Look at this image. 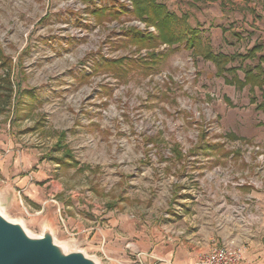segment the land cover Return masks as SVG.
Here are the masks:
<instances>
[{"label": "rangeland", "instance_id": "obj_1", "mask_svg": "<svg viewBox=\"0 0 264 264\" xmlns=\"http://www.w3.org/2000/svg\"><path fill=\"white\" fill-rule=\"evenodd\" d=\"M125 1L0 0L1 72L17 86L0 158L42 172L40 201L21 193L3 214L32 237L46 221L99 264H146L135 249L168 230L190 243L196 213L250 215L263 237L264 0H156L198 32L191 47ZM208 52L227 56L222 69ZM247 71L259 83L239 86Z\"/></svg>", "mask_w": 264, "mask_h": 264}, {"label": "crops", "instance_id": "obj_2", "mask_svg": "<svg viewBox=\"0 0 264 264\" xmlns=\"http://www.w3.org/2000/svg\"><path fill=\"white\" fill-rule=\"evenodd\" d=\"M21 171L23 172L20 161L9 149L5 158H0V178L5 182L1 189L6 194L7 202L16 201L22 193L25 198L37 203L40 201L38 197L40 192L30 181H39L42 172L35 170L21 176ZM194 217L197 222L194 229L196 234L193 232L195 236H192L190 243L181 241L180 231L168 230L157 234L155 244L150 246L149 238L147 244L135 250L145 255L146 264H197L200 256L207 253L215 241L219 244L242 247L244 255L239 264H264V241H261L264 240V236L259 235L258 226L253 228L255 223L250 215H246L249 223L245 222V225L229 216V220H225V217L216 218L206 213V220L210 218V222L206 221V224H203V215L196 213ZM220 219L221 222L225 220L226 224L219 223ZM243 219L244 217L241 220Z\"/></svg>", "mask_w": 264, "mask_h": 264}, {"label": "water", "instance_id": "obj_3", "mask_svg": "<svg viewBox=\"0 0 264 264\" xmlns=\"http://www.w3.org/2000/svg\"><path fill=\"white\" fill-rule=\"evenodd\" d=\"M1 192L2 189H1ZM0 195V264H99L83 251L67 252L53 240V230L43 222L42 235L32 237L21 221L3 215L7 197Z\"/></svg>", "mask_w": 264, "mask_h": 264}, {"label": "trees", "instance_id": "obj_4", "mask_svg": "<svg viewBox=\"0 0 264 264\" xmlns=\"http://www.w3.org/2000/svg\"><path fill=\"white\" fill-rule=\"evenodd\" d=\"M133 3V16L146 24L152 25L159 30L161 38L164 42L171 41H181L186 40L188 45L193 46L194 40L197 38V31L195 29L186 26L185 24L181 25L180 19L176 18L172 13H169L165 10V6L157 3L156 0H131ZM121 11H127L124 6L121 7ZM114 18L118 16L121 12L113 11L109 12ZM178 30V32H176ZM136 34L135 41H138V38L141 40L150 38L152 35L150 32L141 31L132 27L128 32ZM187 35V36H186ZM207 57L211 59L215 65L222 69L226 62L227 56L224 54L216 55L211 54L210 52L206 53ZM5 57L0 48V114L6 110H10L12 101L14 98L15 89L17 86L11 78V69L10 64L5 72H1V67H5ZM229 59V58H228ZM116 62H118L116 60ZM111 65V64H109ZM111 67V66H108ZM260 65L257 66L259 69ZM251 72L247 71L245 74V80L241 81L237 79L239 86H243L246 83H250L252 86L256 83H259L260 79L256 75H250Z\"/></svg>", "mask_w": 264, "mask_h": 264}, {"label": "built area", "instance_id": "obj_5", "mask_svg": "<svg viewBox=\"0 0 264 264\" xmlns=\"http://www.w3.org/2000/svg\"><path fill=\"white\" fill-rule=\"evenodd\" d=\"M130 4L128 0L125 1ZM20 194V191H18ZM244 249L230 245H211L208 252L201 255L197 264H239L243 260Z\"/></svg>", "mask_w": 264, "mask_h": 264}, {"label": "bare ground", "instance_id": "obj_6", "mask_svg": "<svg viewBox=\"0 0 264 264\" xmlns=\"http://www.w3.org/2000/svg\"><path fill=\"white\" fill-rule=\"evenodd\" d=\"M4 215V214H3ZM10 220V219H9ZM13 221V220H12Z\"/></svg>", "mask_w": 264, "mask_h": 264}]
</instances>
